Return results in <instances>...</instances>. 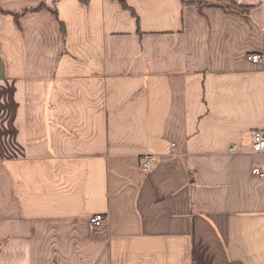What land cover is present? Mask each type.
Returning <instances> with one entry per match:
<instances>
[{
    "label": "crops",
    "instance_id": "obj_1",
    "mask_svg": "<svg viewBox=\"0 0 264 264\" xmlns=\"http://www.w3.org/2000/svg\"><path fill=\"white\" fill-rule=\"evenodd\" d=\"M123 1L0 0V264H264V0Z\"/></svg>",
    "mask_w": 264,
    "mask_h": 264
},
{
    "label": "built area",
    "instance_id": "obj_2",
    "mask_svg": "<svg viewBox=\"0 0 264 264\" xmlns=\"http://www.w3.org/2000/svg\"><path fill=\"white\" fill-rule=\"evenodd\" d=\"M253 60L255 61H262L263 58L260 55H254L252 56ZM251 150L253 153H260L264 154V130H257L254 131L251 135V141H250ZM233 152H236L235 149L232 150ZM155 159L154 154H144L141 158V164L144 172H150L152 168V161ZM255 173L264 178V170L261 168H256ZM91 224L95 226H101L102 224L107 223V220L102 215H95L91 219Z\"/></svg>",
    "mask_w": 264,
    "mask_h": 264
},
{
    "label": "trees",
    "instance_id": "obj_3",
    "mask_svg": "<svg viewBox=\"0 0 264 264\" xmlns=\"http://www.w3.org/2000/svg\"><path fill=\"white\" fill-rule=\"evenodd\" d=\"M81 1L86 2V0H81ZM120 1H122V3L125 5V2L123 0H120ZM181 1L184 5H189V6H191V5L201 6L203 4H206V2H217V3L221 2V3L225 4L229 9L238 10L242 13H248V11H249L248 8L240 6L239 4L234 2L233 0H181ZM38 10H41V9H37L34 11H38Z\"/></svg>",
    "mask_w": 264,
    "mask_h": 264
}]
</instances>
